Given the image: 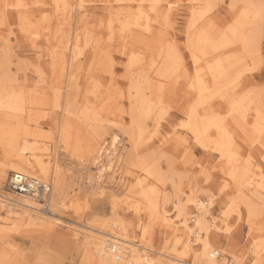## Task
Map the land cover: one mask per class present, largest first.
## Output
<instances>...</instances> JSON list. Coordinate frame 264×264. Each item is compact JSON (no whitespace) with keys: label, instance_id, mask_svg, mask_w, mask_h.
<instances>
[{"label":"rangeland","instance_id":"1","mask_svg":"<svg viewBox=\"0 0 264 264\" xmlns=\"http://www.w3.org/2000/svg\"><path fill=\"white\" fill-rule=\"evenodd\" d=\"M75 1L76 0H69L70 4L64 16L61 15L60 11L54 14L52 11H48L49 8L46 7L37 9V5L31 6L33 5L31 4L28 6V10L24 14L29 19L28 22H30V24L34 22V24L29 25L31 26L29 29V26L26 24V28L28 32H32V29H35L33 26H37L36 29H38L35 46H31L30 39L24 35L26 30L24 28L25 31L21 29L22 24L17 25V21L11 19L10 23L13 24L12 31H10V28L7 26L9 23L1 20L2 17L6 15V0H0V50L4 42L7 45L5 51L8 50L5 54L0 51V57L4 55V58H0V62H2L0 63V70L9 66L10 71L12 73L16 72L18 80H22L23 83H25L24 87L28 89L32 88L35 82H38L39 93L37 92V96L43 100L44 107L49 110V112L46 113V116L48 115L47 121L40 131L38 139L42 142L39 141L41 145L40 148H42V145L46 144L49 149L47 157L49 156L48 158H50L51 161H44V166L46 165L49 167L47 168V183L50 184L51 188H56V191H54L56 204L53 207V214L50 213L45 205H40V213L42 215L39 216L50 215L52 216L51 220H58V224L53 228H42L39 223L32 225L29 224L28 221L17 224L9 223L2 226L1 220H5L7 214L6 209L0 207V264H94L96 255L91 246L83 243L81 238L82 235L73 239L68 234V228L79 226L82 227V232H86L83 229L85 225L100 228L98 224H101L102 220L109 221L114 212L124 220L128 230L127 235L130 239L142 245H147L155 251L148 252L154 262L160 258L157 252H165L170 256L178 257L179 253L185 248L184 242L187 236L186 231L188 230L180 226L179 219L174 216L176 211L173 208V201L176 195L178 193L180 194L181 191L183 194H181L182 198L180 201L183 202L184 209L188 216L197 214L193 203L195 200L204 201L209 205L208 212L210 216L208 217V223L214 226L210 229L208 238L213 249H218L220 253L223 252L222 254L226 257L224 260L225 262L230 263V261L236 258L240 261V264H264V254L260 255L258 259L252 250V247L257 243L261 241L264 242V157L257 151L256 146L252 148L253 151L247 150V153H251L252 161H239L242 167L247 169L246 174L248 179L246 182L251 183L249 187H251V189L253 187V189L256 190L255 193H257L255 197L256 201L254 202L256 216L253 219H249L244 206L239 205L237 210L235 206L230 207L229 204L231 198L235 196V191L232 189L234 181L228 174L233 168V164L219 161L220 158H218L217 153L211 150L209 151V149L205 147H200L197 142H194L193 134L191 135V133H188V131L186 132L184 129L182 124L186 121V116L179 111V105H181V99H183L181 97L183 93L182 87V92L176 90L169 93L171 95H168V101L165 103V115H161L157 127L154 128L152 124H150V120H147L149 123L148 136H150L145 142L133 146L134 142L130 137L131 127L129 128V126L131 125V121L129 119V110L131 109V104L130 101H128L129 91H127V89L129 90L131 81L130 78L125 75L127 64L129 62L131 63L130 60H133V64H135H131L135 67L134 71L137 70L141 73L145 71L146 64L148 61H151L152 56H154L150 51L153 45L159 46L162 45L163 42L166 45L171 42V44H174L176 47L177 54L181 57L180 68L183 67V69L192 70L190 53L185 46V35L190 20L192 19V14L205 10V0L196 2L192 0H159L156 12H148L149 4H152L156 0H146L143 7H146H144V9L146 13H149L148 17L151 19V22H153V17H155L156 14L159 15L158 21H154L153 24L151 23V26H153L150 28V33L147 34L145 32V34L144 31H140L133 34L131 38L129 36H125L124 38L118 35L120 34V28L114 27V39L110 44L107 43V46L110 45L109 50L112 63L110 62L108 66L107 64L102 65L103 71L101 75L95 73L91 76L93 78L91 83L94 81V78H100V83L102 84H100V88L96 92V95L102 92L100 93L96 105L92 108V110H94L92 113H95V117L98 119L92 121L90 125L84 124L81 121L83 118L75 117L76 114L82 117L85 116L83 105H88L87 100H84L85 97L83 94L84 90L86 91L91 88L90 86H85L87 78L84 75V71L81 72V69L77 72V83L75 84L67 82L66 79H64L67 77L65 75L66 77L62 78L64 82L59 81L61 84L55 85L50 74L49 65L51 62H49V57L53 55L55 56L54 59L58 58V55L60 58H62L61 55L66 57V54L69 53V49L73 46L74 38L84 37L87 36V34L90 36L91 32H93L91 36L95 35L97 37L98 35L100 37L98 46H104L106 35L102 32L107 29H105L103 25L100 26L99 23L101 21L106 25L109 21V5L112 6V10H117L118 5L123 4L127 6V8L129 6L133 7L137 5L140 0H121L122 3L119 1L117 2V0H84V5L87 9L86 17L80 10L74 9ZM216 1L218 2L214 4L210 15H204V19L211 18L218 26L226 28L233 23L235 18V15H232L233 12H231L229 7L231 0ZM237 6L239 7L240 5L238 4ZM45 12H48L49 14L47 13V15L51 18L48 16L49 18L41 20ZM165 15L166 18L164 17ZM79 16L83 17L80 18ZM90 17L93 18V20ZM37 21H39V26L41 25L40 28ZM94 24H96V26ZM200 24L201 23H199V25ZM47 25L52 26L54 32V36H52L53 38L50 41L51 43L49 42L50 44H48L45 38L49 33L46 30ZM112 25L114 26L116 23L113 22ZM98 26L100 27L98 28ZM93 28H98V32H96V30L92 31ZM260 31L261 38L257 52H252L248 55L245 51L242 53L239 52L240 48L236 47L233 53H226L221 60L225 65L228 63L232 64L231 74L228 79L233 80L236 78L240 81L238 88L239 93L240 91L243 92L247 87H254V89L261 90V96H263L261 98L263 101L262 114L264 115V91H262L264 90V19ZM62 34H65L64 36L67 40L61 38ZM151 34H153V36ZM102 38L103 40L101 41ZM128 38L140 43L141 47L138 48L125 45L124 43ZM60 39H62L63 43L59 41ZM80 42H82V39L79 41L78 46L82 48L83 53L79 58L81 62L88 64L91 59L88 50L89 47H83ZM36 51L43 53V55L37 57ZM140 58L142 61H140ZM55 62L57 63V59L54 60V65ZM136 62H138L139 65ZM36 68L41 70V76H43L50 85L46 82L37 81V78H35ZM12 70H14V72ZM137 75L139 74L135 72L133 76L136 78ZM96 81L97 80L94 82ZM55 89L60 93L58 97L54 98L55 95L53 94V96L52 93H54L53 90ZM172 94L174 96H172ZM67 95L72 99V112L73 114L75 112V114L69 117L68 123L72 139L69 142V147L66 149L63 147V143L61 142L62 138L59 135L62 119L64 117L62 115V110L66 105L65 101ZM57 100L61 103V107H52ZM107 111L115 112L116 118L114 119ZM116 111H118V113ZM224 111V109L216 110V112L219 113L218 116L221 118L226 115ZM248 118L252 120L253 116H249ZM117 127L120 130V134L117 135L116 145L112 141V135H114L116 129H118ZM236 133L239 138V130H237ZM173 137L174 139H172ZM259 142V145L264 146V133L260 137ZM5 144L6 142L4 140L0 142V196L5 195L14 198L16 195H14L13 189L9 184V179L12 174L9 164H12L11 161L15 162V160L6 157L4 152V147H6ZM97 148H100L101 151L104 150L111 153V156L113 155L115 158L117 155L121 154L123 161H99L98 163L96 159ZM39 151L41 150L37 152ZM73 151L76 152L74 153ZM130 154L132 156L135 155V157H146L147 161L149 160V165L159 166L165 175L168 174L166 175L167 177L170 175L169 173L174 172L177 178L179 177L177 174L180 175L178 183L180 184L179 187L181 191H174L173 188H170V182L166 181L165 185L157 192L159 196L158 199L161 202L164 197L168 198L163 208L167 211L166 214L168 218L172 219V226H165L159 219L152 221L146 216L145 212L136 210L134 198L131 199L126 197L127 189H124V185L119 186V179H123L124 176L128 177L127 171L137 170V168L135 169L134 166L129 164V161H133L129 159ZM244 155L245 154H243V157ZM47 157H45L44 160H47ZM104 158L106 159V157ZM107 162L110 166L112 165L111 167L115 172L113 174H110L111 172L109 171L106 172L103 178L105 181L98 183L95 175L98 173L100 166L104 164L107 165ZM54 164L58 166L56 173L51 171V169L53 170L54 168ZM169 168L171 171H168ZM34 177L39 178L38 176ZM55 177L58 181L57 187L53 186L52 183ZM246 192L248 193L249 191L246 190ZM187 194L192 201H186L185 198ZM51 199L52 197L50 196V200ZM33 201L37 202V200ZM39 202L44 204L43 201ZM45 218L47 217H44V219ZM189 225L192 230H195L194 222L190 220ZM143 227L146 228V232L144 238H141ZM77 231L79 232L80 228H78ZM172 242H176V247L173 250H171L173 246L170 244ZM198 252L199 245H194L193 249L189 250L184 256L186 257L185 260L191 262L192 257ZM257 259L260 261H257ZM165 260L170 261L171 259L166 258Z\"/></svg>","mask_w":264,"mask_h":264},{"label":"bare ground","instance_id":"2","mask_svg":"<svg viewBox=\"0 0 264 264\" xmlns=\"http://www.w3.org/2000/svg\"><path fill=\"white\" fill-rule=\"evenodd\" d=\"M118 1L122 3L121 0H117V2ZM192 1L196 2L204 0ZM145 2L146 0H140L137 5L133 7L128 5V8L127 6L121 4L118 5L117 10H112V6L109 5V21L106 25L101 21L99 23L100 26L103 25V27L107 29L102 32L106 35L104 46H98L100 43V37L98 35L97 37L95 35L91 36L93 33L91 32L90 36L87 34V36L84 37H75L73 46L69 49V53L66 54V57H63L60 54L62 58L58 55V58H55L57 59V63L55 62V65L53 63L55 56L53 55L49 57L50 59L48 58L50 60L49 62H51L49 65L50 74L55 85L61 84L60 82H64V79H66L67 82L75 84L77 83V72L81 69V72L84 71V75L87 78L85 86L87 85L91 88L86 91L84 90L83 94L85 97L84 100H87L88 105H83V112L85 116L82 117L78 114L75 116L83 118L81 121L84 124L90 125L92 121L98 119L95 117V113H92L94 112L92 108L96 105V102L100 97V93L102 92L100 90L101 92L96 95L101 83L100 78H94V81H97H92V85L91 80H93V78L91 76L95 73L101 75V72L103 71L102 65L107 64L108 66L110 62L112 63L111 53L109 50L110 45L107 46V43L110 44L114 39V27L120 28V34H118L119 36L124 38L125 36H129L131 38L136 32L144 31V33H150V28L153 26H151V23L153 24L154 21H158L159 15L156 14L155 17H153V22H151V19L148 17L149 13H146L144 9L145 6L143 7ZM158 2L159 0H156L152 4H149L148 12H156ZM216 2L218 1L205 0V10L199 13L194 12L192 14V19L190 20L188 30L185 35V46L190 53L192 70L190 69L189 71L187 69H183V67L180 68L181 57L177 54L178 52L176 47L174 44H171V42L166 45L164 42V45H153L150 51L154 54V56H152V59L150 56L151 61H148L144 69L146 72L143 71L139 73L137 70L134 71L135 67L132 66L133 60H130L132 64L130 62L127 64L125 75H127L131 81L129 90L127 89V91H129L128 101H130L131 104V109L129 110V119L131 121V125L129 126V128L131 127L130 137L134 142L133 146H136V144L138 145V143L145 142L150 136H148L149 123L147 120H150V124H152L154 128L157 127L161 115L166 112L165 103L168 101V95H171L169 93L176 90L181 91L183 89V93H179L183 98L181 99V105H179V111L184 113L186 116V121L182 124L184 129L186 132L188 131V133H191V135L193 134V140H195L194 142H197L200 147H205L209 149V151L211 150L217 153L218 158H220L219 161H225V163L233 164V168L228 173L234 181L232 189L235 191V196L231 198L229 202L230 207L235 206L238 210L239 205L244 206L247 211L248 218L253 219L256 216L254 202L256 201L255 197L257 193H255L256 190H254L253 187L252 189L249 187L251 183L246 182L248 179L246 174L247 169L242 167L239 161H252L251 153H247V150L253 151L252 148L255 146L257 151H259L264 157V146L259 145L260 137L264 133V115L262 114L263 101L261 99L263 96H261V90L254 89V87H247L243 90V92L240 91L239 93L238 88L240 81L236 78L233 80L228 79L231 74L232 64L228 63L225 65L221 59L226 53H233L236 47L240 48L239 52L242 53L245 51L248 55L252 52H257L261 38L260 28L264 19V1L231 0L229 7L231 12H233L232 15H235V18L233 23L226 28L218 26L211 18H207L206 20L204 19L205 16L208 14L210 15V12ZM69 4V0H6V15L3 16L1 20L9 23L7 26L10 28V31H12L13 24L10 23L11 19H14V21L16 20L17 25L22 24L21 29L24 28L26 31L24 29L23 31L27 33L26 34L24 32V35L30 39L29 41L31 46H35L38 29H36L37 26H33L35 29H32V32H28L26 28V24L27 26L34 24V22L30 24V22H28L29 19L24 14L27 12L28 6L37 5V9L46 7L49 8L48 11L50 10V12L52 11L54 14L60 11L61 15L64 16ZM238 4L240 5L239 7L237 6ZM75 8L76 10H80L85 17L87 16V9L84 5V0H76L74 9ZM45 13L42 15L41 20L50 17L47 15L48 12L46 14ZM164 17L166 18V15ZM91 19L93 20V18ZM101 20L105 21L103 19ZM113 22H115L116 25L113 26ZM37 23L39 26V21H37ZM199 23L201 24L199 25ZM94 25L96 26V24ZM100 26H98V28ZM29 28H31V26H29L28 29ZM97 29L93 28L92 31L96 30V32H98ZM46 30L49 33L45 36V38L47 39L48 44H50V41L53 38L52 36H54L53 27L47 25ZM64 35L65 34H62L61 38L67 40ZM151 35L153 36V34ZM130 38H128L125 43L123 40V43L131 47H141L140 43L135 40H131ZM81 39L82 42H80V44H82L83 47H89L88 50L92 60L90 59L88 64H84L79 58L83 53L82 48L78 46ZM102 40L103 38L101 41ZM59 41L63 43L62 39ZM6 46L7 45L4 42L0 50L4 54L8 51H5L7 48ZM40 53L41 52L36 51L37 57L43 55V53ZM100 56L101 58L99 59ZM140 61H142L141 58ZM8 67L0 70V140H4L6 142V147H4L6 157L15 160V162L11 161L12 164L10 163L11 165L9 164V166L11 167L10 171L12 172L10 179L15 183L16 187H14V189L17 191L13 189V193L16 195L14 198L5 195L0 196V207L5 208L7 214V218H5V220H1V225L4 226L9 223L17 224L28 221V223L32 225L39 223L42 228H53L58 224L57 219L51 220L52 216L50 215L39 216L42 215L40 213V205H45L46 208L49 209L50 213L53 214V207L56 204L54 199V191H56V188H51L50 184L47 183V168L49 167L46 165L44 166V161H51L50 158H48L49 156L47 157L49 149L46 144L42 145V148H40L41 145L39 143L41 141L38 139L39 133L47 121L48 115L46 116V113H48L49 110L44 107L43 100L37 96V92L39 93L38 82H35L33 87L28 89L24 87L25 83H23L22 80H18L16 75L17 73L14 72V70H12L14 72L12 73L10 71V67ZM135 72L136 74H139L136 78L133 76ZM35 74L37 81L48 83L45 78L41 76L42 72L40 69L36 68ZM48 85H50V83H48ZM53 92L54 93H52V95H55H53L54 98L58 97L60 92L58 93L57 89L53 90ZM172 96L174 95L172 94ZM66 98V105L62 110V115L64 117L62 119L59 136L62 138L61 142L63 143V147L67 149L69 147V142L72 139L68 123L69 117L74 115L75 112L74 114L72 112V99L69 98V95H67ZM60 105L61 103L57 100L54 102L52 107L58 108L61 107ZM218 109L225 110V117L221 118L218 116L219 113H217L218 111L216 112ZM116 112L118 113V111ZM114 113L115 112L112 111L108 112V114H111V116L115 119L116 114ZM249 116H253V119L251 120L248 118ZM237 130L240 132L239 138L236 133ZM118 134H120L119 128L116 129L114 135H112V141L114 144L117 142ZM172 139H174V137ZM38 150L41 151L37 152ZM96 153L98 163L99 161H123L121 154L117 155L115 158L113 155L111 156V153L104 150L101 151L100 148L96 149ZM243 154H245L244 157ZM45 157H47V160H44ZM129 159L133 160L129 161V164L134 166L135 169L137 168V170L127 171L128 177L124 176V178L121 179L120 176L119 180L121 182H118L119 186L124 185V189H127L126 197L131 199L134 198V206L136 210L145 212L146 216L150 220L154 221L155 219H159L165 226H172V219L168 218V215L166 214L167 211L163 208V205H166L168 198L166 197V199L164 197L161 202L158 199L159 196L157 195V192L165 185L166 181L170 182L171 189L173 188L174 191L177 192L181 191L179 187L180 184L178 183L180 175L177 174L179 176L177 178L174 172L169 173L170 175L167 177L166 175L168 174L165 175L159 166L149 165V160L147 161L146 157H135V155L132 156L130 154ZM111 166L107 162V165H101L100 169L97 167L99 170L95 176L98 183L105 181L103 178L106 175V172L109 171L111 172L110 174L115 172ZM57 170L58 166L54 164V168L53 170L51 169V171L56 173ZM168 171H171L170 168ZM34 176H38L39 178ZM52 183L53 186H58L56 177L53 178ZM39 184L42 187L40 189L38 187ZM246 190L249 192L247 193ZM250 192L251 194L249 195ZM181 194H183L182 191L180 194L178 193L176 195V198L173 201V208L176 211L174 216L179 219V225L188 230L186 231L187 236L184 242L185 248L179 253L180 256L178 255V257L170 256L165 252H157L160 255V258L154 262L148 252L155 251L147 245H142L137 243V241H135V243L132 239H130L127 235L128 230L124 220L119 215H116L115 212L109 221L102 220L101 224H98L100 225V228L85 225L83 229L86 232H82V227L73 226L68 228V234L73 239L82 235L81 238L83 243L91 246L94 254L96 255L94 264L228 263L224 261L226 257L222 254L223 252L220 253L218 249L212 248L208 238L209 231L214 226L211 223H208V217L210 216L208 212L209 205L201 200H193L197 214L188 216L184 209L183 202L180 201L182 198ZM50 196L52 197L51 200ZM32 199L37 200V202L43 201L44 204L40 202L37 203ZM185 199L187 202L192 201L188 194ZM44 217L47 218L44 219ZM190 220L194 222L195 230L191 229V226L189 225ZM78 228H80L79 232L77 231ZM145 229L146 228L143 227L141 238H144V234L146 232ZM170 244L173 246V248H171V250H173L176 247V242H172ZM194 245H199V252L192 257L191 262H188L185 260L186 257L184 256L189 250L193 249ZM114 249L116 250L114 251ZM252 250L259 259L260 255L264 254V242L261 241L260 243H257L254 247H252ZM166 258L171 260L167 261L165 260ZM258 259L257 261H260ZM228 264H240V261L235 258Z\"/></svg>","mask_w":264,"mask_h":264},{"label":"built area","instance_id":"3","mask_svg":"<svg viewBox=\"0 0 264 264\" xmlns=\"http://www.w3.org/2000/svg\"><path fill=\"white\" fill-rule=\"evenodd\" d=\"M9 184H10V187L12 188V189H14V187H16L15 186V183L11 180V179H9ZM38 187H39V189L40 188H42L41 186H40V184L38 185ZM14 190H16V189H14ZM116 249H114V251H115Z\"/></svg>","mask_w":264,"mask_h":264}]
</instances>
